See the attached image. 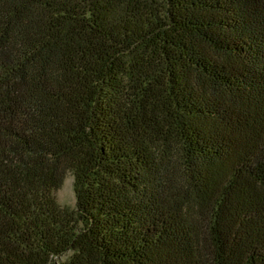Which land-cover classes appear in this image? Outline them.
Instances as JSON below:
<instances>
[{
  "label": "trees",
  "instance_id": "16d2710c",
  "mask_svg": "<svg viewBox=\"0 0 264 264\" xmlns=\"http://www.w3.org/2000/svg\"><path fill=\"white\" fill-rule=\"evenodd\" d=\"M0 264H264V0H0Z\"/></svg>",
  "mask_w": 264,
  "mask_h": 264
},
{
  "label": "rangeland",
  "instance_id": "374dc122",
  "mask_svg": "<svg viewBox=\"0 0 264 264\" xmlns=\"http://www.w3.org/2000/svg\"><path fill=\"white\" fill-rule=\"evenodd\" d=\"M56 199L61 207L70 209L75 207L76 198L73 187V177L71 175H67L62 187L56 192ZM66 256L62 257L61 260H64Z\"/></svg>",
  "mask_w": 264,
  "mask_h": 264
}]
</instances>
